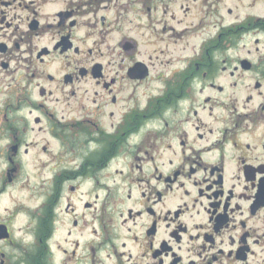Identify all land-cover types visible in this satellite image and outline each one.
Segmentation results:
<instances>
[{
    "label": "flooded vegetation",
    "instance_id": "obj_1",
    "mask_svg": "<svg viewBox=\"0 0 264 264\" xmlns=\"http://www.w3.org/2000/svg\"><path fill=\"white\" fill-rule=\"evenodd\" d=\"M0 264H264V0H0Z\"/></svg>",
    "mask_w": 264,
    "mask_h": 264
},
{
    "label": "rangeland",
    "instance_id": "obj_2",
    "mask_svg": "<svg viewBox=\"0 0 264 264\" xmlns=\"http://www.w3.org/2000/svg\"><path fill=\"white\" fill-rule=\"evenodd\" d=\"M261 12V10H258V13H260ZM242 13H246L245 11H243ZM261 14V13H260ZM243 17V16H242ZM226 20H227V23H231L233 20H232V18H229V17H227L226 18Z\"/></svg>",
    "mask_w": 264,
    "mask_h": 264
}]
</instances>
